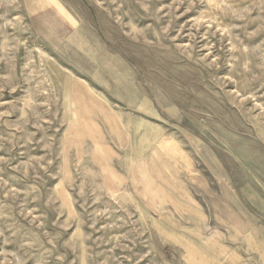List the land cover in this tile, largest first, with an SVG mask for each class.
Wrapping results in <instances>:
<instances>
[{
  "label": "rangeland",
  "instance_id": "rangeland-1",
  "mask_svg": "<svg viewBox=\"0 0 264 264\" xmlns=\"http://www.w3.org/2000/svg\"><path fill=\"white\" fill-rule=\"evenodd\" d=\"M0 264H264V0H0Z\"/></svg>",
  "mask_w": 264,
  "mask_h": 264
}]
</instances>
